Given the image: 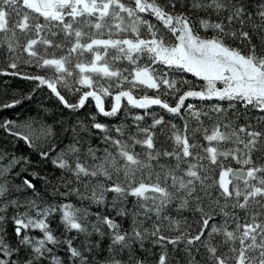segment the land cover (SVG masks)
Instances as JSON below:
<instances>
[{
	"label": "snow or ice",
	"instance_id": "obj_1",
	"mask_svg": "<svg viewBox=\"0 0 264 264\" xmlns=\"http://www.w3.org/2000/svg\"><path fill=\"white\" fill-rule=\"evenodd\" d=\"M0 264H264V0H0Z\"/></svg>",
	"mask_w": 264,
	"mask_h": 264
}]
</instances>
